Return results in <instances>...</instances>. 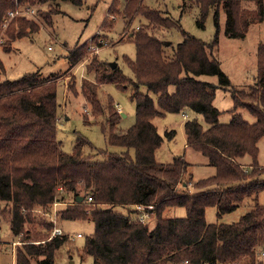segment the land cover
I'll use <instances>...</instances> for the list:
<instances>
[{
  "label": "trees",
  "instance_id": "obj_1",
  "mask_svg": "<svg viewBox=\"0 0 264 264\" xmlns=\"http://www.w3.org/2000/svg\"><path fill=\"white\" fill-rule=\"evenodd\" d=\"M65 1L82 4L81 0H0V49L10 52L16 39L51 24ZM124 1L123 9L120 0L113 1L103 27L108 18L123 17L126 25L138 19L141 28L127 39L135 44L136 56L124 57L131 76L118 62L113 67L115 62L98 54L86 65L89 76L82 79L80 93L95 116L107 112L102 133L108 145L120 151L98 150L84 137L77 139L71 153L63 151L57 138L60 106L54 81L37 74L0 81V202L10 206L13 239L23 236L16 264H35V257L40 264H60L68 235L47 240L53 223L37 214L52 213L55 203L66 205L58 212L60 221L94 223L95 232L82 249L75 246L80 258L91 257L92 264H262L258 251L264 247V205L258 197L264 192V167L259 162L264 137V44L257 50L254 84L246 90L232 87L234 115L227 124L220 122L214 100L217 89L231 87V81L211 56L219 46L222 14L227 35L241 38L252 24L264 22V0H182L199 7L202 27L213 12L217 33L211 42L185 33L170 56L167 49L173 44L166 46L155 31L181 30L180 24L152 6L158 0ZM29 9L34 10L30 16H9ZM85 47L70 53L71 63L81 59ZM4 72L0 57V73ZM201 77H218L219 85ZM105 85L131 88L136 103L132 127L117 129L123 114L118 116L113 109L112 97H107V107L100 101L99 90ZM242 109L254 122L243 118ZM186 111L204 118L205 125L190 119L184 128L187 148L215 169L210 177L195 180L194 165L182 156L170 163L156 158L164 137L154 119ZM165 136L172 140L175 132ZM247 201L250 210L236 222L206 220L209 207H215L221 218ZM136 206L152 207L146 210L156 215L153 226L139 220ZM170 207L185 208L186 216L165 218Z\"/></svg>",
  "mask_w": 264,
  "mask_h": 264
},
{
  "label": "rangeland",
  "instance_id": "obj_2",
  "mask_svg": "<svg viewBox=\"0 0 264 264\" xmlns=\"http://www.w3.org/2000/svg\"><path fill=\"white\" fill-rule=\"evenodd\" d=\"M81 1V5L62 2L61 12L54 15L51 24H43L38 31L30 36L16 39L12 43L10 52L0 49V57L5 65L4 74L0 73V81L18 80L26 74H37L41 79L51 78L54 81L58 86L57 102L60 106L57 138L63 151L71 153L79 137L90 141L98 150L120 151V149L110 147L106 136L102 133L101 125L105 122L107 112L102 107L100 111L105 112L104 116H95L92 113L90 104L80 94L81 82L88 75L85 69L86 65L98 54L102 59L111 63L118 62L124 73L131 76V70L124 63V57L135 58L136 48L135 44L127 39L141 26L138 19L133 24L129 20V25H126V19L117 16L115 19L108 18L110 22L106 27H103L107 12L114 0ZM124 4L125 1L120 0V9L124 8ZM152 6L162 11L164 16V13L169 14L181 26V30L155 31L164 44L166 42L173 44V47L168 46L170 47L167 49L169 56L174 54V48L184 40L185 33L205 42H211L216 36L217 28L213 12L209 14L205 26L202 27L198 24L200 9L198 6L192 5L191 2L158 0ZM225 27L226 16L222 14L219 46L213 51L211 58L220 63L221 70L231 81V87L217 89L214 100V106L221 112L220 122L227 124L234 115L231 112L234 106L232 87L236 90H246L255 82L257 50L260 45L264 44V22L252 24L246 36L241 38L229 37ZM97 42L100 45V51L94 53L91 47ZM84 45L86 53L76 63H71L70 53ZM90 79H93L92 75H90ZM201 79L219 85L218 77H201ZM141 92L147 93V90L142 88ZM131 94V88L121 90L113 85L102 86L99 90L102 104L107 107V97H112L114 99L113 109L118 116L123 114L117 127L118 130H126L135 124L136 103L131 99ZM239 113L245 120L254 122V117L248 111L242 109ZM190 119H197L205 125L201 115L189 111L181 114L170 113L165 117L154 119V125L159 134L164 137V142L158 149L156 158L162 163H170L174 157H184L194 165L192 168L194 179L199 180L214 175L215 169L206 165L205 157L187 148L184 124ZM173 131L175 132L173 139H167L166 133ZM98 159L102 160V157H98ZM259 162L264 167V137L260 142ZM258 201L264 205V192L259 195ZM249 203L250 201H247L235 212L225 214L221 218L218 217L215 207H209L206 210V220L210 224L236 222L250 210L251 203ZM65 206V203H55L52 213L37 214L45 221H51L54 227L58 225L65 234L76 235L75 239H68L67 248L60 254V264H92L91 257L84 260L80 258L77 248L81 250L86 238L94 234L95 225L93 222L82 220L60 221L58 212ZM9 209V205L0 202V264H16L13 250L23 246V236L13 239L11 234ZM117 210L121 213L127 212L126 209L117 208ZM163 215L165 218H182L186 216V209L170 207L164 211ZM155 221L156 215H149L147 219L149 225L153 226ZM52 231L47 240L51 239ZM78 234H81L83 238H77ZM258 258L264 264V247L259 249ZM33 259L35 264H40V258ZM239 264H248V262L241 261Z\"/></svg>",
  "mask_w": 264,
  "mask_h": 264
},
{
  "label": "built area",
  "instance_id": "obj_3",
  "mask_svg": "<svg viewBox=\"0 0 264 264\" xmlns=\"http://www.w3.org/2000/svg\"><path fill=\"white\" fill-rule=\"evenodd\" d=\"M33 13H34V10L33 9H29L27 12H23V11L20 10V11H16V12H13V13L11 12L9 14V16L12 19V18H14L16 16H22V15H28V16H30ZM91 48H92V50H93L94 53H99V51H100V45H99L98 42L95 43V44H93ZM91 200L92 199L89 198V201H91ZM136 208L140 212L139 220L141 222H147V219H148L149 215H153L154 214V213L153 214H150L146 210V209H152V207L145 208L143 206H136ZM55 225H56V223H55ZM52 232H53L52 237L64 235V232L62 231V229H60L57 225L54 227V229H53ZM68 238L69 239H75L76 238V235L68 236ZM77 238H82V235H77Z\"/></svg>",
  "mask_w": 264,
  "mask_h": 264
},
{
  "label": "water",
  "instance_id": "obj_4",
  "mask_svg": "<svg viewBox=\"0 0 264 264\" xmlns=\"http://www.w3.org/2000/svg\"><path fill=\"white\" fill-rule=\"evenodd\" d=\"M170 44H171L170 42H166V43H165L166 46H170ZM112 65H113V67H114V66L116 65V63H113ZM82 200H83V197L80 196V197L78 198V201H82ZM0 227H1V225H0Z\"/></svg>",
  "mask_w": 264,
  "mask_h": 264
},
{
  "label": "crops",
  "instance_id": "obj_5",
  "mask_svg": "<svg viewBox=\"0 0 264 264\" xmlns=\"http://www.w3.org/2000/svg\"><path fill=\"white\" fill-rule=\"evenodd\" d=\"M125 23V22H124ZM128 27V26H127ZM124 29V28H123ZM58 226V225H57ZM59 227V226H58ZM60 228V227H59ZM54 229V228H53ZM61 229V228H60ZM63 231V230H62ZM65 234V233H64ZM65 235H67V234H65ZM78 235H81V234H78ZM69 236V235H68ZM82 238H83V236H82ZM13 252H14V255L16 254V250H13Z\"/></svg>",
  "mask_w": 264,
  "mask_h": 264
}]
</instances>
